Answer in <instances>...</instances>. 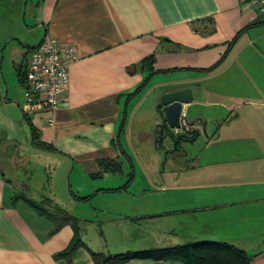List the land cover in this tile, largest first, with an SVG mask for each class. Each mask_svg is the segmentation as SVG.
<instances>
[{
    "label": "crops",
    "instance_id": "0c3cea01",
    "mask_svg": "<svg viewBox=\"0 0 264 264\" xmlns=\"http://www.w3.org/2000/svg\"><path fill=\"white\" fill-rule=\"evenodd\" d=\"M18 1L23 11L14 34L9 33L8 8L1 11L4 83L7 59L24 89L20 74L26 71L30 53L47 36L74 46L79 58L69 66V86L56 110H29L19 92L11 94L9 87L1 86L0 264H95L92 253L118 254L105 252L98 247L100 242L91 245L80 231L83 245L70 257H55L75 237L72 220L82 222L65 206L119 190L74 187L73 175L76 172V178H85L86 183L90 176L116 173L96 176L98 160L119 161L121 152L128 156L120 138L129 120L139 122L143 116V92L155 78L156 114L149 120L155 116L157 123V103L163 94L190 88L193 100L183 112L194 122V142L205 138L206 146L193 156L179 153L187 162L168 166L173 173L188 169L191 186L204 191L200 199L176 210L136 217L169 220V228L159 229L165 241L152 243L150 249L229 243L244 250L251 264H264V13L249 0ZM152 54L150 74L140 63ZM29 120L52 150L35 145ZM18 126L25 138H32L24 148H19L23 143ZM163 142L169 154L171 140ZM163 142L160 146L154 141L161 148ZM58 171L68 174L71 200L55 178ZM174 214L185 216L178 227L170 220ZM67 215L73 219L65 220ZM176 228L184 229V236Z\"/></svg>",
    "mask_w": 264,
    "mask_h": 264
},
{
    "label": "rangeland",
    "instance_id": "374dc122",
    "mask_svg": "<svg viewBox=\"0 0 264 264\" xmlns=\"http://www.w3.org/2000/svg\"><path fill=\"white\" fill-rule=\"evenodd\" d=\"M9 2L8 4H0V19L4 17L3 13L1 14L2 8L4 10L8 8L11 31L9 33L12 35L14 31L20 28L19 24L21 22L23 4L18 0H9ZM12 43L11 41L10 45ZM7 52L8 50L6 49ZM3 73L5 83L0 75V89L1 86H7L10 88L11 94L19 92L23 102H25L24 89L18 82L13 64L8 62L7 59L4 61ZM156 82L157 78L152 79L143 92V94H146L143 95L144 102L140 111L143 116L138 117L139 122L129 120L125 126V135L120 138L122 148L129 156L121 152L119 156V161L122 162L121 170L98 178H92L90 176V179H86L88 181L86 183L85 178L83 179L81 176L80 179L82 178L83 180L76 178V172L72 177L74 187L81 185L93 189L101 186H112L119 189L115 192H102L91 195L87 201H71L68 206H65L71 215L82 219L80 223L77 221V225L79 232L85 231L86 241L91 245H97L100 242L98 247L105 252L113 250L118 253H125L127 251L146 250L152 248L151 245L154 242H164L165 237L160 233L159 229H167L170 227L169 223L166 224L169 221L168 219H164L165 217H159L158 219H138L136 217L179 209L186 202L191 204L199 200V197L204 192L194 189L191 186L192 183L189 179L190 173H188L187 168L184 169V172L176 170L173 173L169 170L168 166L170 164L182 165L186 163L187 159L181 157L179 153H189L193 156L205 148V138H200L192 144L182 143L180 150L174 149L173 144L170 142L172 150L169 154L164 149V146L167 145L165 143L166 141L163 142V148L158 147L154 143V130L157 125L155 122L156 117L154 116L155 120L151 121L149 120V115L156 114L153 111V100L157 97V94L155 96V92L159 90L158 86H155ZM18 130L19 136L21 137L20 140L23 143L19 148H24L29 145L32 138H25L21 126H18ZM139 132H147L153 135L150 138H140ZM161 156L162 158H160ZM177 173L181 174L180 178ZM176 177L179 179H176ZM43 178L46 180L47 176L43 174ZM55 178L62 187L63 194L71 200L68 174L58 171ZM34 182L37 184L40 183L35 180ZM45 183L47 185L49 184L46 181ZM74 189V193H77V189ZM171 216L170 220L174 222L176 227H178V221H183L185 218V216L179 214ZM92 221H95V223H92ZM198 227L202 228L201 225H198ZM156 231L159 233H154ZM182 231L176 228L179 236L183 234ZM147 260H150L148 264H154L152 259ZM140 261L138 259V262ZM144 262L142 261V263Z\"/></svg>",
    "mask_w": 264,
    "mask_h": 264
},
{
    "label": "trees",
    "instance_id": "16d2710c",
    "mask_svg": "<svg viewBox=\"0 0 264 264\" xmlns=\"http://www.w3.org/2000/svg\"><path fill=\"white\" fill-rule=\"evenodd\" d=\"M258 22H255V24ZM155 62V55L152 54L143 59L140 63L141 67L147 69L152 74L154 71L153 64ZM21 73V72H20ZM26 71L20 74V81L25 86ZM146 82V80H145ZM27 119H29L27 117ZM29 125L33 132V140L35 145L42 149L52 150L53 147L43 142L39 138L36 128L29 120ZM100 171L96 176H101L103 173L118 172L121 170V162L118 160L103 158L98 160ZM87 199V198H84ZM73 219L68 216L65 220ZM73 226L75 228V237L71 244L63 251L58 252L55 257H70L76 248L83 245L81 241L78 225L76 219H73ZM95 264H127L131 260H147L167 261L176 260L184 264H251L249 255L237 246L229 243L220 242H197L186 245H179L175 247L163 249H150L141 251H129L125 253H118L106 256L103 253H92Z\"/></svg>",
    "mask_w": 264,
    "mask_h": 264
},
{
    "label": "built area",
    "instance_id": "2783aa9c",
    "mask_svg": "<svg viewBox=\"0 0 264 264\" xmlns=\"http://www.w3.org/2000/svg\"><path fill=\"white\" fill-rule=\"evenodd\" d=\"M264 13V0H249ZM79 58L76 48L47 36L30 53L24 96L29 110H56L69 86V66Z\"/></svg>",
    "mask_w": 264,
    "mask_h": 264
},
{
    "label": "water",
    "instance_id": "95a60500",
    "mask_svg": "<svg viewBox=\"0 0 264 264\" xmlns=\"http://www.w3.org/2000/svg\"><path fill=\"white\" fill-rule=\"evenodd\" d=\"M193 100L192 90L184 88L170 91L160 97L157 104V125L154 130L155 141L175 138L179 142L195 131L194 122L184 114V105ZM175 147H177L175 143Z\"/></svg>",
    "mask_w": 264,
    "mask_h": 264
},
{
    "label": "flooded vegetation",
    "instance_id": "af4514ba",
    "mask_svg": "<svg viewBox=\"0 0 264 264\" xmlns=\"http://www.w3.org/2000/svg\"><path fill=\"white\" fill-rule=\"evenodd\" d=\"M194 135H195V131H194L193 133H191L190 135H188L187 138H183V139L181 140V142H179L178 139L175 138L173 141H171L172 144H173V146H174V149H176V150H180V149H181V146H180V145H181L182 143H191V144L194 143V139H196V138H193ZM163 141H164V140H162L161 143H162ZM157 143H159V142H157ZM161 143H159L160 146H161ZM175 143H176L177 147H175ZM179 146H180V147H179ZM178 148H179V149H178Z\"/></svg>",
    "mask_w": 264,
    "mask_h": 264
}]
</instances>
